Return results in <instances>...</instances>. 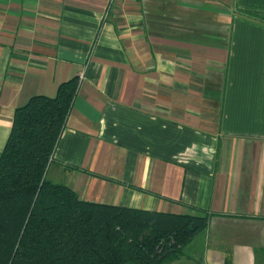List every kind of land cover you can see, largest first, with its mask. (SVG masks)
I'll return each instance as SVG.
<instances>
[{"label":"crops","instance_id":"1","mask_svg":"<svg viewBox=\"0 0 264 264\" xmlns=\"http://www.w3.org/2000/svg\"><path fill=\"white\" fill-rule=\"evenodd\" d=\"M264 0H0L16 107L77 91L47 169L81 199L213 213L184 264H264Z\"/></svg>","mask_w":264,"mask_h":264},{"label":"trees","instance_id":"2","mask_svg":"<svg viewBox=\"0 0 264 264\" xmlns=\"http://www.w3.org/2000/svg\"><path fill=\"white\" fill-rule=\"evenodd\" d=\"M242 14L264 20L258 12ZM77 76L54 96L14 110L0 151V264H184L185 246L213 213H171L81 199L47 169L77 91Z\"/></svg>","mask_w":264,"mask_h":264}]
</instances>
